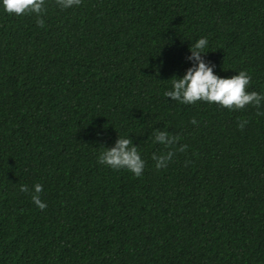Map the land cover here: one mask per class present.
I'll return each instance as SVG.
<instances>
[{
  "label": "trees",
  "instance_id": "obj_1",
  "mask_svg": "<svg viewBox=\"0 0 264 264\" xmlns=\"http://www.w3.org/2000/svg\"><path fill=\"white\" fill-rule=\"evenodd\" d=\"M44 8L0 10V264H264V116L164 95L199 37L214 74L264 93V0ZM118 136L141 176L97 162Z\"/></svg>",
  "mask_w": 264,
  "mask_h": 264
},
{
  "label": "clouds",
  "instance_id": "obj_2",
  "mask_svg": "<svg viewBox=\"0 0 264 264\" xmlns=\"http://www.w3.org/2000/svg\"><path fill=\"white\" fill-rule=\"evenodd\" d=\"M56 4L61 9H68L79 6L81 0H56ZM44 6L45 0H0V10L3 12L16 16L36 14V22L40 26H43L44 23L40 18V14L45 10ZM207 47V37H199L190 43V54L186 60L191 62V66L187 67L183 75H173L175 79L171 80L170 87L165 90L164 95L182 104H192L196 101H204L209 104L215 102L218 106L226 107L229 110L254 105L257 107V116H264V111H260V105L264 102V93L246 91V86L250 84V75L245 70L236 72L230 77L214 74V65L206 62L203 58ZM191 123L195 124V119ZM246 123L247 121H241L238 127L243 128ZM153 140L168 146L175 142L176 137L169 136L165 131L157 130L154 132ZM179 150L183 151L184 146H181ZM172 156V151L160 155L154 153L152 159L155 161L156 168L159 169L166 167ZM97 162L114 170L126 169L137 177L141 176L145 167V161L138 152L137 145L124 136H118L113 146H104V150L97 155ZM42 190V185L39 183L34 184L31 189V200L39 209L47 207L39 196ZM19 191L28 193L29 187L26 184H21Z\"/></svg>",
  "mask_w": 264,
  "mask_h": 264
}]
</instances>
